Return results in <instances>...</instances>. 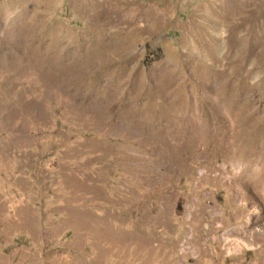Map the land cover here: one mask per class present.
Wrapping results in <instances>:
<instances>
[{
  "label": "rangeland",
  "instance_id": "374dc122",
  "mask_svg": "<svg viewBox=\"0 0 264 264\" xmlns=\"http://www.w3.org/2000/svg\"><path fill=\"white\" fill-rule=\"evenodd\" d=\"M0 264H264V0H0Z\"/></svg>",
  "mask_w": 264,
  "mask_h": 264
},
{
  "label": "water",
  "instance_id": "95a60500",
  "mask_svg": "<svg viewBox=\"0 0 264 264\" xmlns=\"http://www.w3.org/2000/svg\"><path fill=\"white\" fill-rule=\"evenodd\" d=\"M182 212V202L180 199H178L176 202H175V206H174V213L175 214H181Z\"/></svg>",
  "mask_w": 264,
  "mask_h": 264
}]
</instances>
